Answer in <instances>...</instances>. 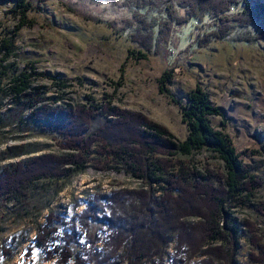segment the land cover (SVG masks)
Instances as JSON below:
<instances>
[{
    "label": "trees",
    "instance_id": "1",
    "mask_svg": "<svg viewBox=\"0 0 264 264\" xmlns=\"http://www.w3.org/2000/svg\"><path fill=\"white\" fill-rule=\"evenodd\" d=\"M63 2L72 12L106 22L111 27L123 22V31L144 47L143 58L152 41L157 42L174 22L185 24L208 16L213 18L215 26L204 32L206 43L212 37L248 42L264 40V2L261 0H105L111 14L81 9L82 0ZM31 4V0H18L19 23L10 37H0L3 51L0 66L4 75L11 66L6 62L15 54V37L22 28L34 23L28 18ZM109 5L115 11H109ZM121 11L127 12L123 15L126 17H114ZM15 70L17 73L9 79V92L22 110L34 109L31 116L48 124L67 152L34 155L3 165L0 202L21 200L37 181L71 178L82 172L90 159L92 145L97 142L98 147L102 142L99 156L104 157L105 166L119 165L147 187L95 195L78 218H67L51 209L38 227L29 250L37 247L45 254V261L54 259V264H120V259L126 258L128 264H160L164 249L176 238L170 264H188L196 256L205 258L193 264L238 263L239 239L244 231L231 210L244 206L264 181L251 167L243 166L228 136L212 126L208 117L224 113L210 103L205 91L196 87L188 94L183 120L190 134L186 140L177 141L164 125L144 115L109 106L110 100L105 102L106 107L91 103L95 101L91 97H88L89 104L52 107L48 103L52 99L47 95L49 88L34 87V79L47 77L59 91L70 86L68 80L40 72L34 65L30 70L17 67ZM169 78L168 74L163 75L162 82ZM19 121L23 122L20 116ZM122 132L127 135L119 138ZM203 150L211 151L224 162L222 171H197L192 158ZM1 157L7 159L9 155ZM154 191L160 195L154 197ZM244 224L254 232L250 239L252 246L262 252L250 254V261L264 264V247L255 233L257 224ZM102 239L105 245L99 250L94 246ZM27 240V236L21 239L14 235L3 246L4 259L13 257ZM30 254L33 256L29 251Z\"/></svg>",
    "mask_w": 264,
    "mask_h": 264
},
{
    "label": "rangeland",
    "instance_id": "2",
    "mask_svg": "<svg viewBox=\"0 0 264 264\" xmlns=\"http://www.w3.org/2000/svg\"><path fill=\"white\" fill-rule=\"evenodd\" d=\"M31 1L28 18L34 23L22 28L15 37V54L6 62L11 66L5 75L0 66V168L20 158L67 152L50 126L31 116L34 109L22 110L9 92L10 76L17 73L15 67L30 70L34 65L38 71L59 75L70 84L65 91H59L47 77L34 79V87L49 88L47 95L52 99L48 103L52 107L89 104L91 97L95 100L91 101L93 104L105 107L109 104L164 125L177 141L186 140L190 134L183 120L188 94L196 87L201 88L210 103L224 113L208 117L214 129L228 136L243 166L251 167L264 181V40L248 42L212 37L206 43L204 32L215 26L213 18L208 16L185 24L174 22L157 42L152 41L143 58L144 47L123 31V22L111 27L106 22L88 19L69 10L63 0ZM82 1L81 9L111 14L105 0ZM18 9V0H0V37L13 34L20 20ZM109 11L115 10L109 5ZM126 14L121 11L122 16L117 12L114 17L121 19ZM2 54L0 50V59ZM165 74L169 75V81L162 82ZM53 100L57 102L54 104ZM107 100L111 104L109 101L105 104ZM126 135L122 132L119 138ZM97 143L92 145L90 159L82 172L71 178L37 181L21 200L0 202V264H54V259L45 261V254L37 247L28 249L51 209L67 218H78L95 195L147 188L119 165L105 166L104 157L99 156L102 142L99 147ZM192 159L201 173L206 169L223 170L224 162L211 151L197 152ZM152 195L158 197L160 193L154 191ZM231 212L244 231L239 239L237 264H254L249 255H259L261 251L252 246L250 239L254 232L244 223L257 224L255 233L264 247V182L255 196ZM14 235L21 239L27 236L28 240L13 257L4 259L3 246ZM104 245L102 239L94 247L101 250ZM175 249L176 238L164 249L158 263L170 264ZM29 251L33 256H28ZM204 258L196 256L188 264ZM120 261L128 264L129 259Z\"/></svg>",
    "mask_w": 264,
    "mask_h": 264
}]
</instances>
